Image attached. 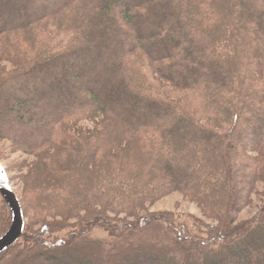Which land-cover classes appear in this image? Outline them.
Segmentation results:
<instances>
[{"label":"trees","instance_id":"16d2710c","mask_svg":"<svg viewBox=\"0 0 264 264\" xmlns=\"http://www.w3.org/2000/svg\"><path fill=\"white\" fill-rule=\"evenodd\" d=\"M0 140V264H264V0H0Z\"/></svg>","mask_w":264,"mask_h":264},{"label":"rangeland","instance_id":"374dc122","mask_svg":"<svg viewBox=\"0 0 264 264\" xmlns=\"http://www.w3.org/2000/svg\"><path fill=\"white\" fill-rule=\"evenodd\" d=\"M24 158L25 157L21 153L16 152L13 149V145L9 141L0 140V163L6 170L9 180L11 182V185L19 201H20L19 196L21 194L20 179H21L22 174L17 167ZM260 189L262 190L263 188L260 187ZM259 204L260 202L258 201V198L255 197V201L253 205L249 207L244 213H242L241 218L244 219V218L253 217L257 213V209H258L257 207L259 206ZM150 211L152 212L167 211V212H173L179 215H194L199 218L202 217L197 206L185 200L183 195L179 193H173L165 197L164 199L160 200L159 202H157L156 204L150 207ZM11 223H12V217H11ZM11 223H10V226H11ZM26 224H28V220H26L25 218V227H26ZM6 232L7 231H5L2 235H0V237L3 236ZM24 232H25V229H24ZM97 235H99V237H102L100 233H98ZM27 258L28 257L26 253H23V255H21L16 262H8V264H38V263L41 264L45 261V260H40V259L35 262L28 261V260L26 261Z\"/></svg>","mask_w":264,"mask_h":264},{"label":"water","instance_id":"95a60500","mask_svg":"<svg viewBox=\"0 0 264 264\" xmlns=\"http://www.w3.org/2000/svg\"><path fill=\"white\" fill-rule=\"evenodd\" d=\"M0 194L7 203L12 223L7 232L0 237V255L13 247L23 236L25 217L21 203L11 185L8 174L0 163Z\"/></svg>","mask_w":264,"mask_h":264}]
</instances>
